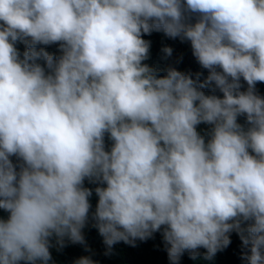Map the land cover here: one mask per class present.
Masks as SVG:
<instances>
[{"label": "clouds", "instance_id": "obj_1", "mask_svg": "<svg viewBox=\"0 0 264 264\" xmlns=\"http://www.w3.org/2000/svg\"><path fill=\"white\" fill-rule=\"evenodd\" d=\"M185 8L200 13L195 23ZM154 29L190 40L210 69L204 82L175 68L157 77L141 63L149 47L141 33ZM17 40L26 45L22 56ZM57 41L56 58L35 47ZM257 81L264 82V0H0V208L9 212L0 219V264H46L53 234L60 245L65 236L83 242L86 176L106 181L96 188L93 218L109 247L163 225L178 264L199 247L211 257L235 230L250 246L247 264H264ZM208 82L223 97L201 91ZM201 121L214 124L207 144L195 128ZM12 154L24 162L19 173ZM75 264L96 262L82 256Z\"/></svg>", "mask_w": 264, "mask_h": 264}, {"label": "trees", "instance_id": "obj_2", "mask_svg": "<svg viewBox=\"0 0 264 264\" xmlns=\"http://www.w3.org/2000/svg\"><path fill=\"white\" fill-rule=\"evenodd\" d=\"M184 4L185 0H182V5ZM199 17V12H193L185 8L187 22L195 23ZM141 35L149 43L148 55L141 63L153 69L157 77L165 76L169 68H175L191 75L197 81V86L206 80L210 69L203 67L199 63L193 54L190 40L181 38L179 35L171 37L165 34L162 29H154L149 33L142 32ZM60 43V41L49 44L37 43L35 47L37 50L44 49L56 58L61 54ZM166 46L172 49L171 54L164 52L163 49ZM15 47L22 56L26 45L22 41L17 40ZM37 62L42 66L45 65L43 57H39ZM216 70L222 71L218 66ZM49 71L45 66V73L47 74ZM247 88L248 84L241 76L240 90L245 91ZM200 90L206 95L223 97V92L215 86L214 82L204 84ZM255 91L258 95L264 97V82L257 81ZM237 123L245 130L250 127L246 114H239L237 116ZM195 128L198 134L204 139L205 144H207L211 139L214 124L201 121L195 125ZM113 144V139L110 138V134L106 131L103 136L105 151H110ZM161 144H163L162 141ZM248 151L250 154L255 155L251 148ZM9 158L17 173H19L24 162L15 154H12ZM81 186L91 190V194L87 197L90 205L88 218L81 229L84 240L83 242H73L65 236L63 238V245H60L57 243V237L53 234L49 237L50 259L46 264H75L82 256L90 257L96 264H171L166 250V243L163 239V225L160 229L154 231L144 239L135 238L134 242L119 240L109 247L95 226V220L93 218V213L99 200L96 188L106 187V181L98 177L86 176ZM8 215L9 212L7 210L0 208V219H7ZM247 223V221H244L242 226H245ZM228 235L230 237V243L226 247L217 250L211 257L206 256L207 250L205 248L199 247L195 250V255L189 250H185L181 254L178 264H247L244 254L250 252V246H243L240 235L235 230L230 231ZM19 264H31V262L20 260ZM36 264H43V262L38 260Z\"/></svg>", "mask_w": 264, "mask_h": 264}]
</instances>
